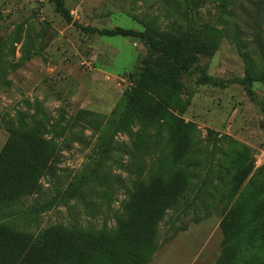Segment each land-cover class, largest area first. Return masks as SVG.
I'll return each instance as SVG.
<instances>
[{
    "label": "rangeland",
    "instance_id": "obj_1",
    "mask_svg": "<svg viewBox=\"0 0 264 264\" xmlns=\"http://www.w3.org/2000/svg\"><path fill=\"white\" fill-rule=\"evenodd\" d=\"M64 5L82 27L175 37L208 75L250 77L257 101L182 76L123 127L147 44L83 31L54 0H0V264H264V0ZM168 180L144 217L138 198Z\"/></svg>",
    "mask_w": 264,
    "mask_h": 264
},
{
    "label": "trees",
    "instance_id": "obj_2",
    "mask_svg": "<svg viewBox=\"0 0 264 264\" xmlns=\"http://www.w3.org/2000/svg\"><path fill=\"white\" fill-rule=\"evenodd\" d=\"M54 4L56 12H58L66 22L74 23L83 31L107 37L121 36L139 39L147 44L157 55L153 61L147 63V66L144 67L141 72L135 75L133 86L130 88L128 96L126 97L127 109L121 120V125L123 127L131 122L134 117L138 116L142 100L147 94L171 95L182 92L183 85L179 81L182 76L196 75V83L198 85H210L220 88H224L227 83H236L243 87L250 100L254 102L257 101L256 94L253 90V81L250 77L244 76L242 78L224 81L220 78L208 75L202 67L196 65L193 57L186 55L182 41L175 37L157 39L146 31H135L122 27H115L113 29L82 27L72 22L70 12L64 5V0H54ZM259 105L261 111L264 113V100H261ZM160 111L163 112V108H161ZM23 151L24 153H32L33 150L32 147H27L23 148ZM77 180H79L77 181L78 184L81 185L87 180V177L81 176L77 178ZM173 181L174 180H168V185H166V187L156 188L149 192V196L146 194L138 198V204L142 207L143 211L146 210L144 217L148 219L155 218L157 211L160 215V212L163 210L161 209L162 207H159L161 203L169 194H175V190L170 192L171 188L169 187L173 184ZM20 183V180L13 181L15 188H22ZM75 192L76 188H71V191L68 189L60 198L64 199V197H71ZM130 208L127 209L129 217L134 215L135 210L137 211L135 204Z\"/></svg>",
    "mask_w": 264,
    "mask_h": 264
}]
</instances>
